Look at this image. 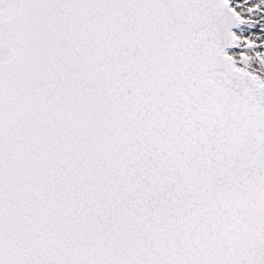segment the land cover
Instances as JSON below:
<instances>
[{
    "label": "snow or ice",
    "instance_id": "snow-or-ice-1",
    "mask_svg": "<svg viewBox=\"0 0 264 264\" xmlns=\"http://www.w3.org/2000/svg\"><path fill=\"white\" fill-rule=\"evenodd\" d=\"M0 264H264V0H0Z\"/></svg>",
    "mask_w": 264,
    "mask_h": 264
}]
</instances>
